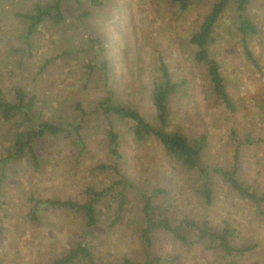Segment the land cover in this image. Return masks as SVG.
<instances>
[{
    "label": "rangeland",
    "instance_id": "374dc122",
    "mask_svg": "<svg viewBox=\"0 0 264 264\" xmlns=\"http://www.w3.org/2000/svg\"><path fill=\"white\" fill-rule=\"evenodd\" d=\"M37 1L0 0V91L6 101H13L15 90L25 89L37 98L43 118L54 121L60 115L71 121L82 117L76 107L81 103L87 152L76 146L75 135L49 136L32 143L39 169L33 168L28 150L4 170L0 166V264H52L83 239L93 249L95 264H121L124 258L136 264H264V202L259 206L246 200L215 176L214 200L206 205L195 174L169 160L156 139L137 142L129 123L114 118L121 141V159H116L109 150L107 122L94 112L112 90L118 102L155 121L150 94L157 75L161 81L162 58L174 80H188L185 90L171 100V128L209 136L203 166L232 170L238 147L240 179L262 193L264 0H252L248 7L259 29L248 47L259 67L244 50L233 6L224 11L209 47L237 104L236 112L212 94L206 68L196 61L189 43L218 0H200L186 11L173 0H101L103 4L91 7L86 18L80 16L83 9L70 6L65 24L47 22L27 39L28 22L22 15L30 13L31 3ZM89 67H93L90 74ZM18 124L19 120L0 119V155L14 141ZM248 137L252 142H245ZM100 165L116 170H100ZM123 177L135 186L126 191L125 210L112 226L121 191L117 186L99 205L100 219L92 233L81 213L35 204L48 199L85 202L88 187L101 190ZM154 189L167 191L154 197L163 216L208 220L217 230L229 222L238 233L237 243L255 248L243 257H224L195 238L188 246L163 232H156L148 244L143 238L142 191L152 194Z\"/></svg>",
    "mask_w": 264,
    "mask_h": 264
},
{
    "label": "trees",
    "instance_id": "16d2710c",
    "mask_svg": "<svg viewBox=\"0 0 264 264\" xmlns=\"http://www.w3.org/2000/svg\"><path fill=\"white\" fill-rule=\"evenodd\" d=\"M173 1L179 5L181 11H186L193 3L200 0ZM251 2L252 0H218L213 5L212 11L203 19L199 29L189 39V43L195 51L196 61L206 68L207 80L212 94L215 95L221 105H224L231 112L237 111V104L228 91L220 64L212 57L209 47L215 42L214 34L224 11L233 6L236 13L237 30L241 36L244 50L253 65L259 67L257 60L248 47V41L259 34L255 21L248 14V7ZM102 4L101 0H38L32 2L30 13L22 15V18L28 22L27 39L31 38L38 28L47 22L55 26L65 24V11L70 6L83 9L84 15L81 14L80 16L86 18L89 16L88 10L91 7L101 6ZM26 42L27 46L30 47L31 42L29 40H26ZM91 43L93 44L92 41ZM92 69L93 67H89V74ZM103 69L105 75H107V63H104ZM158 72L161 74V81H157V75L156 81H153V89L150 94L151 103L156 110L155 121H148L138 109L118 102L116 93L112 90H109L107 95L97 103L94 112H96L97 119L104 118L107 122L106 137L111 155L116 159H121L120 134L114 125V118H116L119 121L129 123V131L134 135L137 142L143 143L151 138L156 139L169 160L181 169L195 174L200 181V188L197 191L206 205L210 206L213 203L212 180L215 176H218L237 195L261 206L260 204L264 202V191L260 194L254 192L253 188L242 181L238 175L240 158L238 147L235 150L234 168L232 170L203 166L202 156L209 145V136L206 133L197 136L189 135L180 126L177 129L171 128V100L175 95L185 90L188 86V80H174L168 64L162 58H160ZM15 94V100L6 101L0 91V119L5 123H11L14 120H19L20 123L15 130L14 141L10 143L5 153L0 155V166L3 170L7 164L23 156L27 150L33 168L39 169V157L32 143L44 137L63 136L70 138L75 135L76 146L81 148V153L87 152L86 143L81 134L84 116L86 115L81 103L77 104L76 107L82 117L71 121L69 118L60 115V120L54 121L53 119L43 118L44 111L39 107L37 98L30 95L25 89L17 88ZM245 142L250 143L252 140L248 137ZM242 146L240 144V147ZM98 169L116 170V167L100 165ZM117 186L121 187V191H118L116 197L118 199V215L111 221L113 226L117 223L127 205L126 191L130 187L135 189V186L125 177L121 181L113 183L110 187L101 190L88 187L89 199L85 202L48 199L35 200V204L37 207L45 205L46 208H67L75 213H81L85 217L88 231L92 233L99 223L101 214L99 205L105 202V199L111 195ZM161 194L166 195L167 191L154 189L152 194L142 191V212L146 223L143 238L148 244L151 243L156 232H163L170 235L173 240L188 246L193 245L192 238H195L205 243L208 250L216 251L224 257H243L255 248V245L240 246L237 243L238 233L229 222L225 223L223 229L217 230L210 225L208 220L199 221L188 216L182 219L163 216L161 209L154 202V197ZM52 264H95V254L92 247L86 243V239H83ZM121 264L136 263L124 258Z\"/></svg>",
    "mask_w": 264,
    "mask_h": 264
}]
</instances>
